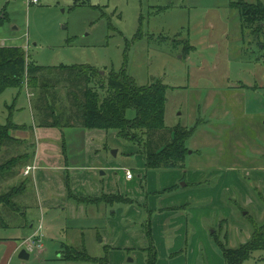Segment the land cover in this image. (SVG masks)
I'll return each mask as SVG.
<instances>
[{"label": "rangeland", "instance_id": "374dc122", "mask_svg": "<svg viewBox=\"0 0 264 264\" xmlns=\"http://www.w3.org/2000/svg\"><path fill=\"white\" fill-rule=\"evenodd\" d=\"M29 1L0 0L4 46L23 47L32 65L91 66L105 78L126 73L139 85L160 81L165 124L193 133L183 165L149 168L141 130L131 141L115 129L37 130L34 100L45 94L53 108L54 95L55 111L69 108L67 84L56 71L42 72L58 80L54 87L47 82L46 91L26 79L6 89L0 124L17 125L11 133L28 145L8 142L2 159L25 150L32 157L34 144L37 159L29 164L38 167L32 175L17 168L18 177L0 183L1 197L15 182L28 181L22 199L11 203L19 211L1 209L0 264H150L153 255L154 264H226L223 247L248 243L264 226V21L252 14L244 19L241 0ZM212 33L228 46L229 81L242 85L233 101L208 94L213 84L193 66L203 56L215 59L218 45L202 41ZM189 42L196 50L185 54ZM127 116L134 118V110ZM183 198L189 203L175 213L171 207ZM19 222L28 223L23 231ZM32 223L34 231L42 227L44 248L23 259L22 239ZM183 226L175 243L179 234L172 231L182 234ZM71 248L99 262L64 259L77 255ZM242 264H264V249Z\"/></svg>", "mask_w": 264, "mask_h": 264}, {"label": "trees", "instance_id": "16d2710c", "mask_svg": "<svg viewBox=\"0 0 264 264\" xmlns=\"http://www.w3.org/2000/svg\"><path fill=\"white\" fill-rule=\"evenodd\" d=\"M240 11L244 19L249 15H256L264 21V4H248L241 0ZM185 54L189 52V46L184 48ZM56 71L60 79L67 84V100L69 108H56L54 95L52 106L46 96H42L34 103L39 116L38 125L41 127H84L86 129H115L119 138L134 140L137 132L143 131L146 165L149 168H176L183 165L187 156L186 140L193 132H188L183 126L167 127L165 124L166 112V86L160 81H153L147 85H139L135 79L123 73L116 75L111 73L106 78L100 70L91 66H39L27 62L26 51L19 46H0V94L13 86H20L26 79L29 87L40 88L44 91L52 83V87L58 82L51 78L48 80L41 76L43 71ZM103 91L104 94H103ZM50 93V92H49ZM128 110H134L135 117L127 116ZM17 125L11 122L8 125L0 124V183L6 179L16 178L19 174L17 168L25 167L33 158L36 146L32 148V157L28 151L16 153L13 157L2 159L3 147L8 142L17 141L18 144L28 145L24 139H17L11 130ZM146 140V141H145ZM16 176V177H15ZM28 181H18L11 186L7 193L0 197V222H2L1 209L9 207L16 212L13 204L21 200L27 192ZM76 195V194H74ZM108 195V194H106ZM112 197V196H110ZM117 197V196H115ZM97 198H100L98 196ZM115 199L112 200V202ZM111 202V201H109ZM2 206V207H1ZM2 224V226L6 225ZM28 223L19 222L17 227H25ZM264 226L256 227L252 239L237 248L223 247L226 264H242L256 250L264 249ZM70 247V246H69ZM77 255L64 257L68 261L99 262L85 252H79L71 248ZM149 260L154 264L153 259ZM104 263V262H103ZM102 263V264H103Z\"/></svg>", "mask_w": 264, "mask_h": 264}, {"label": "crops", "instance_id": "0c3cea01", "mask_svg": "<svg viewBox=\"0 0 264 264\" xmlns=\"http://www.w3.org/2000/svg\"><path fill=\"white\" fill-rule=\"evenodd\" d=\"M209 24H210V22H209ZM219 38H220V36L216 37L214 35V33H212L210 36H208L207 38L202 40L203 42H205L206 40H211V44L212 45L213 44H217L218 45V51L216 53L215 59L211 62L208 59V57L203 56V58L200 61L201 62L200 65L199 64L198 65L194 64L193 66H194V69L197 72H204L205 73V77H207L208 81H210L213 84V87H212L213 89L210 90L208 92V94L212 95L213 97L214 96H216V97L219 96L221 98V100H224V101L226 99L225 96H227V94H229V96H232L231 100L233 101L235 99V96H236L237 92H238V88H241L242 85L231 84V82L229 81V74H228L229 70H228V68H225V66H231L230 59H229V54H228L229 52L227 50L228 46H227L226 42H224V41L220 42ZM188 45H189V51L196 50V44H191L189 42ZM187 54H189V52ZM257 64H258V66H260L259 63H257ZM263 69H264V66H263ZM199 85L200 84H199L198 81L197 82H193V86H195L196 88L199 87ZM227 101H229V100L227 99ZM36 127H37V130H40L41 128H52V129L57 128V129H60L61 131L63 130V128H59V127H41L39 125H36ZM69 129H73V128L72 127H67V130H69ZM12 135L15 136L17 139H24L22 134H17V133H15L13 131H12ZM58 138L59 137H57V139ZM208 142L209 141H207L206 144H208ZM37 146L38 145H36L34 157L32 158L34 161H36V159H37V153H36L37 152L36 151L37 150ZM195 146L198 147V145H195ZM39 159H41V157H39ZM36 167H38V166L36 165ZM63 167H68V166H63ZM33 174H34V172H33ZM5 181H3V182H5ZM69 190L70 189H68V190L66 189L67 193L69 192ZM67 193H65V195ZM86 195L88 196V194H86ZM187 200H189V199H187ZM188 203H189V201H186V199L183 198L180 203L172 206L171 209H174V210L178 209V210L174 211L175 213L180 212L181 211L180 208H184V206L187 205ZM4 226H1V227H4ZM33 226H34L33 223L29 226L30 227L29 228L30 231H28L29 233L26 236H24L23 239L25 237L29 236L32 233L31 230H33L32 229ZM178 226H179V224L177 223L176 227H178ZM8 227H10V226H8ZM38 227L39 226H37L35 228V230H37ZM16 228H20V229H22V231L24 230L23 227H16ZM183 230H184V226H183V229H182V234L183 235L181 233H179V232L175 231V233H174V231H172L173 235L174 234H179L178 237L176 238L175 243L176 242L178 243V240H180V239L182 240V238L184 237ZM153 242L154 241H153V238H152V240L150 242V246H153V244H154ZM18 247H19V245H18ZM153 248H154V246H153ZM20 251H21V249H20Z\"/></svg>", "mask_w": 264, "mask_h": 264}, {"label": "built area", "instance_id": "2783aa9c", "mask_svg": "<svg viewBox=\"0 0 264 264\" xmlns=\"http://www.w3.org/2000/svg\"><path fill=\"white\" fill-rule=\"evenodd\" d=\"M39 0H30V3H38ZM5 43L0 39V46H4ZM37 167L33 164H28L24 167V174L30 175L35 171ZM126 178L132 179L134 177L133 172L130 169L125 171ZM42 227L39 226L37 230L33 231L29 236L25 237L22 241V249H26L28 252H36L38 249L44 248V235L41 233Z\"/></svg>", "mask_w": 264, "mask_h": 264}, {"label": "water", "instance_id": "95a60500", "mask_svg": "<svg viewBox=\"0 0 264 264\" xmlns=\"http://www.w3.org/2000/svg\"><path fill=\"white\" fill-rule=\"evenodd\" d=\"M19 256H20V258L28 259L30 257V254L26 249H21Z\"/></svg>", "mask_w": 264, "mask_h": 264}]
</instances>
